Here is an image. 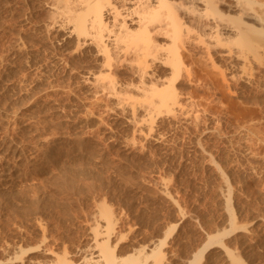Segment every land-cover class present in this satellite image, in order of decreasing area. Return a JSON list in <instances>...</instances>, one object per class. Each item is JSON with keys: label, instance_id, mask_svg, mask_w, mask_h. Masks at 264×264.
<instances>
[{"label": "rangeland", "instance_id": "rangeland-1", "mask_svg": "<svg viewBox=\"0 0 264 264\" xmlns=\"http://www.w3.org/2000/svg\"><path fill=\"white\" fill-rule=\"evenodd\" d=\"M49 2L0 0V264H78L111 231L104 206L119 257L157 242L161 264H188L227 230L199 264H264V55L260 66L246 54L244 73L239 54H184L180 103L150 114L123 92L139 83L134 58L115 62L120 93L103 90L90 75L101 57L71 54Z\"/></svg>", "mask_w": 264, "mask_h": 264}, {"label": "bare ground", "instance_id": "bare-ground-1", "mask_svg": "<svg viewBox=\"0 0 264 264\" xmlns=\"http://www.w3.org/2000/svg\"><path fill=\"white\" fill-rule=\"evenodd\" d=\"M46 1L48 2V0ZM47 7L49 8L50 13L52 14L53 24L50 22L53 25L52 27L55 28L60 33L59 36L61 35L63 38L65 37L66 40L69 39V42L72 43V46L75 48V49L74 48L72 49L74 51H72L71 54H75L77 50H80V49L84 50V48L88 47L92 49L91 51L94 54H96V57H99V58L101 57V60H99L100 62L98 64L100 70L98 68L99 71L98 72L96 71L97 73L94 72L90 75L93 77L92 81L94 84L98 85L103 90H111L110 91L111 95L112 94L117 95L116 92L120 93L119 90L121 87L119 86L120 84L118 85L119 87L117 86L118 83L116 81V77L114 78V75L116 73H114L113 70L117 67V63H116L115 68H114V65H115V62H118L116 60L118 59L120 55L121 56L128 55V57H130L129 55H131L134 58L133 64L134 62H136L137 65L135 67L132 64V66L134 67L132 69V73L138 77L139 83L138 84L135 83L136 85H132L134 88H131V90L128 89L129 91L126 90V88L125 90L123 89V92L125 94H128L127 92L134 91L135 93L136 91L137 96L141 97L142 102L143 101L146 102V104L149 106L148 107L146 105L149 110L147 111L150 112V114L151 112L156 113V111L161 110V108L162 109L163 108L170 109L171 107L174 108L173 106L175 104H177L178 106V103H180V102L177 103L179 97H177L178 93H176L175 82H177L179 78L178 76H180L182 72V67L184 66L183 65L185 61V60L183 61L184 54H190V56L192 54H199V55L200 54H204V55L210 54V56L211 54H221L220 55L221 59L231 58L232 60H233L232 58L233 54H237V55L239 54L241 56L243 54V57L240 56V59H237L236 61L240 60V63H238V68L244 73L247 71L246 69L248 68V66L246 67L247 65L246 63L252 60V59L250 60L246 56V54H248V56L250 53L255 54L256 58L253 55L254 57L253 60H255V62L251 61V63L254 62L255 64H258L259 62L264 60L262 59L264 55V0H50V2L47 4ZM44 27H47V25H45ZM49 29L53 30L52 28H49ZM218 47L224 48V49L220 50L219 52L215 51L214 53L213 50ZM235 50H238V51H235ZM259 54L261 55L262 60L259 58L260 57ZM235 57L239 58L237 56ZM257 59L259 62L257 61ZM121 60L123 61V59ZM194 60H197V59H194ZM196 64L194 66H196ZM260 64L261 63H259L258 65ZM260 66H263V65H260ZM162 67H169V75L160 76L156 72L158 68H162ZM244 68H246L245 69L246 71L243 70ZM203 71L205 70L203 69ZM194 72H193V75H194ZM88 73H91V71ZM196 74L197 73L195 72V75ZM88 80H91V79L89 78ZM132 93L131 95L134 96V94ZM114 95H113V98H114ZM127 96H128V99L131 97L130 94H128ZM130 115L128 118H130ZM141 118L143 117L141 116ZM199 147L203 150L201 146ZM205 150L206 149H204L203 151L205 152ZM228 197H230L229 194H228ZM229 200L230 198H228V205H229L228 208L230 210L232 209L231 208L232 206L230 207V203L232 199L231 201ZM104 207H103L104 209L103 213L102 211H100L101 212L100 214L104 217V219L106 218V220L108 221L107 222L105 220L108 223V225L106 224V226L107 227L109 226L108 228H110L111 231H109V233L108 232L106 233L105 231V228H107L106 226L103 228L105 231V234L104 232L99 231V233L106 235V237L105 236L102 237L104 238V240L101 242L100 240H98L99 239L97 237L98 235H96V238H94L95 243L93 244V247L92 248H90L91 246L89 247L91 249L90 254H87L88 256H85V257L83 256L82 260H80L78 264H161V260L163 261L164 259L163 252H161L163 247L160 249V245H158L160 243L157 244V242L156 244L153 242H152L153 244L149 243L151 245L149 246L148 244V247L142 246L140 250H137V251L135 250L136 252L131 255L128 254V256L127 255L125 256V254H122L125 257H123L122 255H121L122 257L117 256L114 250L116 248L112 249L111 248L112 246L110 247L109 245L111 241L109 235H110V232L111 233L113 232V226H114L113 224L114 222L112 223L113 218L111 217V215L113 216V214H111L113 213V211L111 212V210H109L106 206ZM228 212H230V215H232L231 213L234 211L230 210ZM100 214L98 215L100 216ZM111 225H112V228H111ZM234 226L236 229V227L239 228L238 226L240 225L237 226L233 224V227ZM176 228H177V225H175L171 231H174ZM102 234H100V237ZM229 234L230 232L227 230L216 232L215 234L213 233L210 234L208 236V241L206 242V244L201 249H199L198 252L194 253L195 255L193 259L188 264H199L202 260H204L205 253L207 252L209 247H211L212 244L222 245L223 238ZM116 236H117V233H116ZM112 241L113 243L111 245H113L114 243H117L116 241L114 242V240ZM164 241H166V239ZM163 243H161V245ZM117 244L113 246L117 247ZM227 244L229 245V243ZM227 248L230 249V247H224L223 249L227 250ZM126 252L128 253V251ZM224 252L226 255L228 254L229 257H231L230 254L233 253V251L230 252V254L226 253L227 251H224ZM118 255H119V252H118ZM58 258H59V255H58ZM67 260L68 259H64L63 261L61 260L62 261L61 263L62 264H73L72 261L68 262L69 260L68 261Z\"/></svg>", "mask_w": 264, "mask_h": 264}]
</instances>
